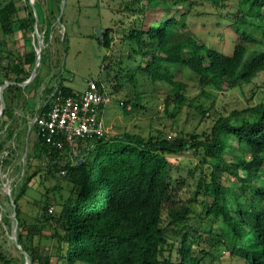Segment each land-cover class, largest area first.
Returning a JSON list of instances; mask_svg holds the SVG:
<instances>
[{
	"label": "trees",
	"instance_id": "1",
	"mask_svg": "<svg viewBox=\"0 0 264 264\" xmlns=\"http://www.w3.org/2000/svg\"><path fill=\"white\" fill-rule=\"evenodd\" d=\"M57 1L60 7L63 0ZM124 1L123 16L128 22L121 41L130 46V54L121 60L119 69L133 71L167 87L173 93L166 101L171 117L185 105L187 90L184 81L175 79L174 67L188 69L201 85L218 90L243 89L245 85L263 81L264 0H238L240 17L245 20L238 25V37L231 52L221 51L189 30L192 0ZM157 1L181 8L177 11L179 18L171 16L149 22L150 6ZM205 1L218 5L229 0ZM37 5L42 13H38L40 23H46L44 9L40 3ZM26 10L27 16L23 18L18 15L15 1L0 8V24L5 34H14L16 25L24 32L33 31L36 18L31 6ZM248 17L261 22L258 29L247 24ZM62 20L63 17L61 23ZM51 33V26L46 27V41ZM111 33L108 29L99 38L107 49L115 41ZM37 60V51H30L9 68L6 77L1 78L0 74V88L5 81L11 82L4 90L6 108L0 119V127L8 130L10 139L18 136L19 122L24 118L29 135V118L48 111L58 95L81 94L61 80L54 85L56 77L51 86H42L39 75L22 86L31 77ZM45 60L43 55L42 62ZM97 84L100 91L107 93ZM32 90L41 93V104L38 108H21L30 116L18 115L15 105L20 100L25 103V92ZM172 102L175 108L170 111ZM127 106L136 112L146 109L140 97L121 103L125 113ZM213 120L212 127L202 134L161 130L146 137L125 132L79 140L75 146L66 143L62 149L47 144L42 135L35 133L28 156L42 158L50 166L57 161V170L51 172L69 187L68 191L61 186L54 188L58 194L55 215L48 213L51 206L45 203L46 220L53 226H47L52 228L50 236H44L38 224L31 226L27 236L24 234L27 228L20 218L19 200L29 179L21 186V194L12 193L20 227L18 244L29 254L31 264H206L214 257L213 249L218 244L226 248L231 259L238 258L244 264H264V101L228 115L216 112ZM35 129L32 127L30 133ZM83 142H91L84 148V155L69 158L63 164L58 161L64 151L76 150ZM188 151L197 155L201 164L188 171L194 182L174 175L170 162L171 156ZM197 169L201 176L195 179L193 172ZM228 177L231 183L225 184ZM188 192L194 195L185 198ZM198 195L203 197L200 201L203 212L200 226L196 227L198 213L193 204L198 203ZM36 235L41 240L38 246L33 244ZM45 247L46 255L41 252ZM4 258L0 245V264H4Z\"/></svg>",
	"mask_w": 264,
	"mask_h": 264
},
{
	"label": "rangeland",
	"instance_id": "2",
	"mask_svg": "<svg viewBox=\"0 0 264 264\" xmlns=\"http://www.w3.org/2000/svg\"><path fill=\"white\" fill-rule=\"evenodd\" d=\"M10 1L16 2L19 7L18 15L23 18L27 16V6H31L36 22L32 32H24L16 25L12 35L5 34L0 24L1 78L6 77L9 68L19 62L20 58L30 51H37L40 47V40L43 41L45 48L42 56L44 55L46 60L42 62L41 58L36 71V77L39 75L43 81L42 86L45 87L47 84L51 86V80L56 77L53 82L54 85L61 80L64 85L75 92L83 93L90 82L100 83L110 98L102 112L110 137L125 132L147 137L151 132L161 130L165 133L176 131L202 134L212 127L213 116L216 112L228 115L235 110L241 111L250 105L264 101V86H262L264 76L261 83L257 81V84L245 85L243 89L230 90L225 88L218 90L214 87L201 85L197 77L191 75L188 69L174 67L175 79L184 81L187 84V90L185 91V105L177 109L175 116L171 117L166 110V101L167 98L173 96V93L167 87L154 84L133 71L119 69L121 60L130 54V46L121 41L122 30L128 22L123 16L125 15L123 9L126 6L124 0H66L62 23L58 20L61 15L59 8L63 6L62 1L59 7L57 0H0V8ZM191 2L193 9L192 13L188 15L189 30L212 43L221 51L231 52L238 37V25L245 20L240 17L242 14L238 0H229L218 5H213L205 0H192ZM37 3H40L44 9L47 18L46 23H40L39 17L42 13ZM179 9L181 10L171 2H154L149 9L148 20L149 22L160 21L171 16L179 18V12H177ZM246 21L255 29L261 25V22L256 18L248 17ZM49 26L52 28V33L49 41H46L45 32L46 27L49 28ZM108 29L112 30L111 35L115 38L110 49L105 48L97 36V30L102 31L101 38H103V34ZM28 68L29 66L26 65L25 69ZM133 73L135 75L131 81L130 78ZM5 83L11 82L5 81ZM33 92V90L26 91L27 101L24 103L20 100V103L15 105L18 115L30 116L26 110L22 112L21 108H38L41 104L43 100L41 93ZM139 97L145 103L146 109L136 112L133 107L127 106L125 113L121 103L129 99L136 100ZM1 105L0 97V107ZM174 108L175 103L172 102L169 109L173 111ZM24 119L20 120L19 134L13 139L9 138L6 128L0 127V144H3V149L0 151V202L5 207L8 216L15 214L17 217V206L14 207L10 195L5 191L11 190L12 193L15 192V195H19L22 192L21 186L29 179L28 185L24 189L25 192L19 200L20 218L25 222L27 228L23 230L24 234L27 236L31 226L38 224L43 228L42 234L50 236L52 228H47V226H53L46 220L45 203L51 206L48 213L55 215L57 209L55 196L58 194L54 188L61 186L68 191L69 186L67 182L52 173L58 168V165L55 166L57 161L50 166L46 165L44 163L46 161L42 158L31 159L28 156L29 151L34 146L36 135L34 131L29 132L28 135L27 124ZM29 120L31 122L32 117ZM90 143L83 142L81 146H77L78 149L76 150L64 151L62 158L58 161L63 164L69 158L75 159L84 155V148ZM28 159H30L29 163L25 167ZM170 159L174 168V175L180 176L179 179L183 177L189 182H194L188 171L201 165L197 155L188 151L171 156ZM193 173L195 179L199 178L200 169ZM224 183H231V178H225ZM192 189L194 192L196 191L195 185ZM48 193L49 196L47 197L46 194ZM188 193L184 195L185 198L194 195L193 192ZM202 198V195H198V203L193 204V209L198 213L195 220L196 227L200 226V216L203 212L200 203ZM16 221V230L14 227L16 236L14 238L18 243L17 233H19L20 227L17 218ZM5 222L8 224V230L12 236L13 226L6 215ZM40 241V236L36 235L33 244L38 246ZM44 242L46 243V241ZM17 243L14 242V239L8 238L7 235L4 236L0 243L5 257L4 264H31L29 254L21 246L19 248ZM30 244L31 242L28 246ZM41 252L46 255V247L42 248ZM213 255L214 257L208 259L206 264H244V261L238 258L231 259L222 244H218L213 249Z\"/></svg>",
	"mask_w": 264,
	"mask_h": 264
},
{
	"label": "built area",
	"instance_id": "3",
	"mask_svg": "<svg viewBox=\"0 0 264 264\" xmlns=\"http://www.w3.org/2000/svg\"><path fill=\"white\" fill-rule=\"evenodd\" d=\"M109 100L108 94L100 91L98 84L92 81L78 96L60 94L55 97L48 111L36 115L29 122V132L35 126V133L38 136L42 135L47 144L58 149H62L66 143L75 146L79 140L102 139L108 136L102 112ZM5 192L10 195L14 205L11 190ZM5 215L11 220L12 236L5 222ZM16 223L15 214L8 216L5 207L0 202V243L6 235L14 239Z\"/></svg>",
	"mask_w": 264,
	"mask_h": 264
},
{
	"label": "water",
	"instance_id": "4",
	"mask_svg": "<svg viewBox=\"0 0 264 264\" xmlns=\"http://www.w3.org/2000/svg\"><path fill=\"white\" fill-rule=\"evenodd\" d=\"M62 2H63V6H62V8H61V15H60V17H59V19H58L59 21H61V19H62V15H63V13H64V7H65V4H66V0H63ZM97 36H98L99 38H101V36H102V31H101V30H97ZM44 48H45V45H44L43 41L40 40V47H39V49L37 50L38 60H37V62H36V65H35V68H34L33 74H32V76H31L30 80H28V81L22 83V86H26L30 81L34 80V78L36 77V71H37L38 66H39V64H40V60H41V58H42V52H43ZM9 85H11V83H5V84L0 88V97H1V101H2L1 111H0V119H1V117H2V115H3V111H4V109H5V107H6V103H5V99H4V90H5V88H6L7 86H9ZM15 230H16V227H15ZM15 236H16V235L14 234V237H15ZM14 242L17 243L16 238H14ZM17 246H18L19 248H21L20 245H19L18 243H17Z\"/></svg>",
	"mask_w": 264,
	"mask_h": 264
},
{
	"label": "clouds",
	"instance_id": "5",
	"mask_svg": "<svg viewBox=\"0 0 264 264\" xmlns=\"http://www.w3.org/2000/svg\"><path fill=\"white\" fill-rule=\"evenodd\" d=\"M106 106V105H105ZM103 109H104V107H103ZM109 136V135H108Z\"/></svg>",
	"mask_w": 264,
	"mask_h": 264
}]
</instances>
